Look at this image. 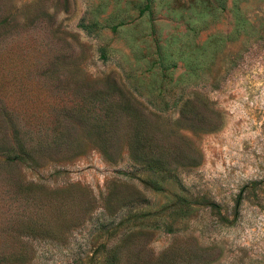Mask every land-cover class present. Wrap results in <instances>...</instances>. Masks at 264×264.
Segmentation results:
<instances>
[{
	"label": "rangeland",
	"instance_id": "1",
	"mask_svg": "<svg viewBox=\"0 0 264 264\" xmlns=\"http://www.w3.org/2000/svg\"><path fill=\"white\" fill-rule=\"evenodd\" d=\"M0 8V264H264V0Z\"/></svg>",
	"mask_w": 264,
	"mask_h": 264
},
{
	"label": "trees",
	"instance_id": "2",
	"mask_svg": "<svg viewBox=\"0 0 264 264\" xmlns=\"http://www.w3.org/2000/svg\"><path fill=\"white\" fill-rule=\"evenodd\" d=\"M1 9V8H0ZM8 18L0 19V38L7 37V24L6 21ZM133 93H137L133 91ZM117 100L112 98L107 102L106 106V115L108 121V127L104 131L105 134V144H104V154L108 158H112L113 155L115 156H122L120 155L121 147L120 142L122 140L127 141V152L130 158L134 161H138L141 164H147L148 166L154 162V156L149 153H142L138 152L137 145L138 142L143 137H148L150 134L149 132L138 131L136 128L134 129V124L136 122L141 121V116H143L144 108L141 107L138 110L135 104L137 103L132 93L127 92L125 89H119L117 93ZM138 104V103H137ZM144 117V116H143ZM145 119V117H144ZM120 120H127L130 123V127L132 129L129 130H120L117 126V123ZM113 123L116 125L114 126ZM149 139V137H148ZM22 157V156H21ZM163 165V164H161ZM117 260L113 259L108 261V264H116Z\"/></svg>",
	"mask_w": 264,
	"mask_h": 264
}]
</instances>
